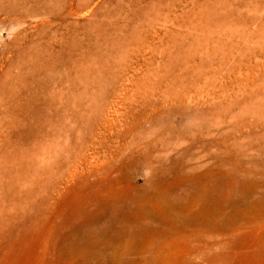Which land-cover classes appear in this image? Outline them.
I'll use <instances>...</instances> for the list:
<instances>
[{
    "label": "rangeland",
    "instance_id": "1",
    "mask_svg": "<svg viewBox=\"0 0 264 264\" xmlns=\"http://www.w3.org/2000/svg\"><path fill=\"white\" fill-rule=\"evenodd\" d=\"M79 3L0 8V264H264V0Z\"/></svg>",
    "mask_w": 264,
    "mask_h": 264
},
{
    "label": "bare ground",
    "instance_id": "2",
    "mask_svg": "<svg viewBox=\"0 0 264 264\" xmlns=\"http://www.w3.org/2000/svg\"><path fill=\"white\" fill-rule=\"evenodd\" d=\"M29 1L30 0H0V8L1 9H7L8 11H10L12 13H15V15L17 14L16 18L19 19L21 17V13L23 11H28V13L29 12H43L44 11V12H47V13L58 14L63 9L64 4L66 2V0H54V2L50 3V2H46L45 0H36L35 2H33L30 5ZM79 1H80V3L78 4V6L82 5V3H83V0H79ZM87 1H90V0H87ZM16 18H14V20ZM19 56L20 57L18 58V60L15 61L16 66L19 68V70L16 73H9L8 72L7 74H9V77H11L12 79L14 78V80H16L17 83H19L20 89L17 86V88L19 90H18V95H15V96L19 97L18 98L19 102L21 104L25 105V106H23L24 107L23 109H22V107H20V109L21 110H29L28 106H30L31 103H33V102L35 103V100H36V83L38 81L37 75L39 73H42V72H45V74L47 76L49 74H51V71L49 69H44L43 68V66H46V64L48 66L50 58L49 57L48 58L45 57V54H42V52H40L39 50H36V48H31V47H27V48L23 49L20 52ZM35 58L37 60H35ZM10 83H11V81H10ZM9 86H10V84H9ZM11 87H14V85L13 86L11 85ZM7 88H6V90H7ZM9 89H10V87L8 88L7 92L9 91ZM3 90H4V88H3ZM6 90H4V91H6ZM16 90L17 89H15L14 92H16ZM8 95H6V96H8ZM15 98H14V101L17 100V98L16 99ZM5 99H6V97H5ZM14 101H13V103H14ZM8 102H7V104H9V106H8L7 110H15L14 107L11 106V103H8ZM15 102H17V101H15ZM16 109L18 110V108H16ZM31 110H32V107H31ZM20 114H22V113H20ZM18 115H17V119L19 117L20 120L23 121L21 119V117L18 116ZM23 115H21V116H23ZM132 144H133V142H132Z\"/></svg>",
    "mask_w": 264,
    "mask_h": 264
}]
</instances>
